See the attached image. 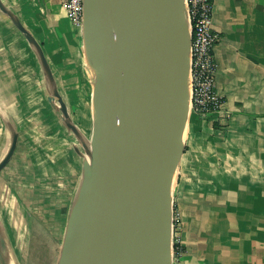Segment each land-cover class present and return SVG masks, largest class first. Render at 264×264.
<instances>
[{
	"label": "crops",
	"instance_id": "1",
	"mask_svg": "<svg viewBox=\"0 0 264 264\" xmlns=\"http://www.w3.org/2000/svg\"><path fill=\"white\" fill-rule=\"evenodd\" d=\"M62 2L0 0V160L18 132L0 171V210L27 208L21 193L30 185V208L53 209L65 226L81 175L74 147H83L50 105V87L15 23L40 43L68 114L77 123L80 113L90 132L92 73L81 27ZM211 28L219 36L214 88L222 103L203 116L189 113L172 191L182 244L172 264H264V0H212ZM42 179L55 187L46 200L37 189ZM5 226L0 215L10 243Z\"/></svg>",
	"mask_w": 264,
	"mask_h": 264
},
{
	"label": "water",
	"instance_id": "2",
	"mask_svg": "<svg viewBox=\"0 0 264 264\" xmlns=\"http://www.w3.org/2000/svg\"><path fill=\"white\" fill-rule=\"evenodd\" d=\"M15 23L50 105L83 147H74L81 175L56 264H172V191L191 112L186 0H82L83 52L93 69L88 136L68 114L42 46ZM17 139L13 131L0 171ZM0 258L8 264L1 243Z\"/></svg>",
	"mask_w": 264,
	"mask_h": 264
},
{
	"label": "rangeland",
	"instance_id": "3",
	"mask_svg": "<svg viewBox=\"0 0 264 264\" xmlns=\"http://www.w3.org/2000/svg\"><path fill=\"white\" fill-rule=\"evenodd\" d=\"M80 113H77V126L82 133V135H89L90 132L87 131L86 123L81 122L82 116L79 117ZM83 115V114H82ZM86 135V136H87ZM21 174H30L31 169L27 164H21ZM28 177V175L26 176ZM29 177H31L29 175ZM29 178H25L28 182ZM16 189V186L14 187ZM30 185L25 188V192L28 194L30 189H34ZM42 191L43 199H48L46 196L54 191L55 187L51 180H43L40 186L37 188ZM21 193L23 199L21 198L22 205L25 206L21 210H0L1 217L5 220V228L8 232L10 241L13 249L15 250L19 264H56L59 256L60 243L62 240L64 223L63 221H58L55 219L57 214L48 207H39L36 209L30 208V201L32 198L28 199V196ZM25 197V198H24ZM15 212V213H13ZM14 216H12L11 215ZM14 218V219H13ZM176 227L174 239L179 247L181 244V237L179 235L180 222L175 216ZM1 243V242H0ZM179 249L178 251H180Z\"/></svg>",
	"mask_w": 264,
	"mask_h": 264
},
{
	"label": "built area",
	"instance_id": "4",
	"mask_svg": "<svg viewBox=\"0 0 264 264\" xmlns=\"http://www.w3.org/2000/svg\"><path fill=\"white\" fill-rule=\"evenodd\" d=\"M62 5L71 19L81 26L82 0H63ZM191 27L190 46V110L200 116L221 108V98L214 88L216 64L214 46L219 36L211 28L212 0H186ZM173 215V251L181 249L174 239L176 227Z\"/></svg>",
	"mask_w": 264,
	"mask_h": 264
},
{
	"label": "bare ground",
	"instance_id": "5",
	"mask_svg": "<svg viewBox=\"0 0 264 264\" xmlns=\"http://www.w3.org/2000/svg\"><path fill=\"white\" fill-rule=\"evenodd\" d=\"M75 26V25H74ZM23 53V52H22ZM90 66V65H89ZM90 69H91V73H92V76H93V69L92 67L90 66ZM41 107V106H40ZM1 114H3V112H0ZM6 146V145H5ZM4 147V146H3ZM6 148V147H4ZM2 151V150H1ZM8 233V232H7ZM9 236V235H8ZM10 240V238H9ZM0 242H1V245L3 247V250H4V255H5V259L7 260V263L8 264H15V261H14V258H13V255L11 253V241L9 243V241H7L3 231L0 229ZM10 248V249H9Z\"/></svg>",
	"mask_w": 264,
	"mask_h": 264
}]
</instances>
